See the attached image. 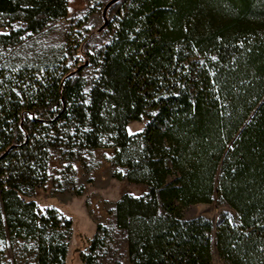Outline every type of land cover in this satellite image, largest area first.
<instances>
[{"label": "trees", "instance_id": "trees-1", "mask_svg": "<svg viewBox=\"0 0 264 264\" xmlns=\"http://www.w3.org/2000/svg\"><path fill=\"white\" fill-rule=\"evenodd\" d=\"M67 12L68 0H0V60ZM101 32L74 47L70 66L0 63V238H32L38 264H65L72 222L40 213L34 192L51 149L109 147L112 177L146 189L112 211L130 264H264V0L245 11L230 0H117ZM230 155L255 164L257 204L216 224L186 217L212 203ZM108 236L97 224L82 264H95Z\"/></svg>", "mask_w": 264, "mask_h": 264}, {"label": "rangeland", "instance_id": "rangeland-1", "mask_svg": "<svg viewBox=\"0 0 264 264\" xmlns=\"http://www.w3.org/2000/svg\"><path fill=\"white\" fill-rule=\"evenodd\" d=\"M105 1L109 2L110 0H68V12L64 18L51 22L39 33L28 34L29 36L25 37L21 43L5 49L2 52L0 63L24 65L32 70L44 68L47 64H55L58 61L63 62L65 66L72 65V50L84 37L90 35L92 45L100 42L104 23L102 21L103 16L97 11ZM230 1L239 11H245L251 2V0ZM35 74L39 75L37 72ZM83 75L88 82H91L93 77L97 75V69L87 67L83 70ZM143 126L144 121L130 122L127 131L134 134L141 131ZM71 151L73 154H70L66 148L50 150L49 161L52 158H59L66 161V165L60 171V176L55 177L48 174L47 181H52L54 188H56L50 193V198L47 199L48 203L64 201L68 204L70 201L75 203L79 201V207L86 206L88 208L90 201H96L98 206L108 211L112 208L115 199L122 193L130 192L134 195L140 193L142 186L130 185L112 177L113 169L105 162L106 154H91L76 148ZM72 163H77L78 167L84 171L81 181H84L85 188L82 189L84 191L81 196L75 194L81 185L71 183L74 174ZM257 175L258 171L253 162L246 165L236 159L234 155H230L226 164L218 172L216 193L212 203L193 205L185 211V216L189 218L203 215L210 218L213 224H216L220 217L237 220L244 208L251 204L256 205L258 202L261 184ZM71 184H74L72 189L70 188L72 187ZM38 208L40 213H44L46 209H53L39 205ZM57 212L60 214L59 211ZM73 213L80 215L79 208H73ZM88 213L92 219L100 216L94 210H88ZM106 226L109 236L105 239L104 244L99 247L95 264H130L124 236L119 231L114 230L111 220L107 221ZM82 229L84 236L78 235L77 232L74 233L71 228L65 264L66 262L67 264H78L81 250L85 254L89 253L87 238L92 236L94 229H92V224L89 223L88 219L86 222L83 221ZM74 238H76V242H70ZM0 251L2 254L1 264H38L37 245L32 238L11 237L9 233L5 232L4 237L0 238ZM214 262L221 264L216 255H214Z\"/></svg>", "mask_w": 264, "mask_h": 264}, {"label": "crops", "instance_id": "crops-1", "mask_svg": "<svg viewBox=\"0 0 264 264\" xmlns=\"http://www.w3.org/2000/svg\"><path fill=\"white\" fill-rule=\"evenodd\" d=\"M91 154H107L106 155V159L105 162L107 164H109L112 167L111 164V159L114 155V149L113 148H96L93 149L91 152ZM66 161H63L59 158H52L49 162H48V174L49 176L54 175L55 177H58L61 175L60 171L63 169V167L66 165L65 163ZM72 168L74 170V174H73V183L77 184V185H81V188H85V183L84 181H81L82 178V173L84 172L83 169H81L80 167H78L77 163H72ZM75 166V167H73ZM113 171L114 168L112 167ZM84 174V173H83ZM54 190H56V188H54V185L52 183V181H47L44 186H42L39 189H36L34 192V198L37 201V204L39 206L42 207H49V208H53L56 209L57 211L60 212V214L66 218L71 220L72 222V230L74 233H78V235H83V221L86 219H88L89 223L92 224V229H94V232L92 234V236L95 233L96 230V225L97 224H102L106 226V223L108 220H111L112 224L114 225V216H113V210L115 207V203L117 202V200L124 194V193H128L131 194L130 192H124L122 193L117 199H115L114 204L112 206V208H110L108 211L105 210L104 208H101L100 206H98V204L96 203V201H90V206L87 208L86 206H84L83 208L80 206L79 207V201H76V203L74 201H70L68 204L65 203L64 201H56V203H48L47 199L50 198V193H52ZM84 190H82L83 193ZM146 191V189L142 186V189L140 191V193L138 194H132L134 196H138L143 194ZM81 196V195H79ZM78 197V196H75ZM95 203L97 204L95 206ZM76 205V206H75ZM92 205V206H91ZM73 208H79L80 210V215L79 214H74L73 213ZM88 210H94L96 213H98L100 216L99 218L96 219H92L90 214L88 213ZM82 211V212H81ZM75 236V235H74ZM91 236V237H92ZM86 237V236H85ZM90 237V238H91ZM90 238H87L90 239ZM70 242H76V238L71 239ZM71 245V243H70ZM69 249V248H68ZM83 252V250H81L79 252V254ZM67 264V262H66ZM78 264H82L81 260L79 259V263Z\"/></svg>", "mask_w": 264, "mask_h": 264}, {"label": "water", "instance_id": "water-1", "mask_svg": "<svg viewBox=\"0 0 264 264\" xmlns=\"http://www.w3.org/2000/svg\"><path fill=\"white\" fill-rule=\"evenodd\" d=\"M116 1H117V0H110V1L105 5V7H104V9H103V14H102V16H103V18H104V24H105V12H106L107 8L110 6V4H112V3L116 2Z\"/></svg>", "mask_w": 264, "mask_h": 264}, {"label": "snow or ice", "instance_id": "snow-or-ice-1", "mask_svg": "<svg viewBox=\"0 0 264 264\" xmlns=\"http://www.w3.org/2000/svg\"><path fill=\"white\" fill-rule=\"evenodd\" d=\"M0 35H7V33H0ZM213 59H215V58H213ZM41 71H43V70H41ZM13 91H15V89H13ZM85 91L87 92L88 90L85 89ZM17 95H19V93H17ZM84 103L87 104V103H89V101L85 100ZM153 115H155V113H153ZM29 118H32V117H29ZM130 134H131V131H130ZM73 167H75V166H73Z\"/></svg>", "mask_w": 264, "mask_h": 264}, {"label": "built area", "instance_id": "built-area-1", "mask_svg": "<svg viewBox=\"0 0 264 264\" xmlns=\"http://www.w3.org/2000/svg\"><path fill=\"white\" fill-rule=\"evenodd\" d=\"M72 189V187H70Z\"/></svg>", "mask_w": 264, "mask_h": 264}]
</instances>
